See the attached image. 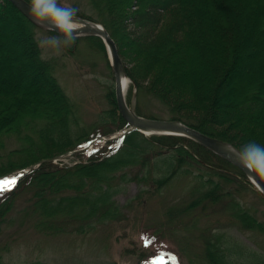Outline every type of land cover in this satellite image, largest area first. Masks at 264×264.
<instances>
[{"label": "trees", "instance_id": "obj_1", "mask_svg": "<svg viewBox=\"0 0 264 264\" xmlns=\"http://www.w3.org/2000/svg\"><path fill=\"white\" fill-rule=\"evenodd\" d=\"M26 1L31 3V0ZM91 1L104 14L101 23L115 41L120 57L131 65L125 67L131 79L128 104L131 93L135 91L139 101L148 97L170 106L177 112L172 120L182 121L208 136L232 144L238 150L250 141L264 145V81L255 90L250 87L241 98L230 102L228 97L231 96L223 93L233 69L245 56L241 51L246 43V32L245 24L241 22L247 12L242 5L230 0ZM131 6H136L135 11H129ZM249 15L253 18L251 29L261 28L260 31L264 32V0H259L257 9L252 8ZM245 18L248 20V17ZM2 19L11 20L18 26L31 60L30 66L43 79V86L37 81L34 83L37 77L28 81L25 87L0 86V149L4 147L7 136L22 132L35 139L38 137L40 142L36 146L26 144L27 140H31L26 137L20 149L8 153V158L16 154L33 156L30 161L12 167L14 171L72 150L75 144L71 142L70 127L75 120L73 104L56 77V64L53 60L42 58L35 38L37 30L54 36L59 33L39 27L9 0H0ZM81 40L106 51L100 37H77L75 43ZM146 77H151L147 84L144 83ZM109 95L113 96V107L105 114L123 127L126 122L118 111L114 90ZM136 113L142 115L137 108ZM102 150L91 153L87 162L71 168H58L51 162H44L26 176L27 180H23L20 186L32 184L37 197L35 207L48 217L62 210L75 211L85 216L82 218L91 220L101 209L99 221L111 219L118 212L117 208L111 207V203L120 189V183L134 179L149 180L151 188L159 191L170 184L173 177L188 173L184 168L191 161L228 183L236 180H230L221 171H235L244 184L253 187L238 167L184 137H146L135 131L127 134L112 151L100 153ZM35 152L41 154L34 158ZM155 166L161 169L154 173L162 172L164 175L149 179V168L152 167L153 171ZM134 171L139 173L128 177ZM198 178L201 184L208 183L211 187L199 193L197 186L198 196L188 207L174 212L173 218H181V211L185 213L194 207L205 210L210 205L228 202L224 196L230 193L225 192L221 183L212 179L204 182L201 176ZM117 179L119 184L115 182ZM86 186L92 190L82 191ZM65 190L76 193L72 196L57 194ZM17 193L0 195V218L10 211L13 201H8ZM239 198L241 200V195ZM239 204L236 199L231 202L232 208L236 209L232 216L244 228L264 232L261 222ZM225 239L223 242L219 235L209 239L205 248L208 264H264V254L239 244L227 235Z\"/></svg>", "mask_w": 264, "mask_h": 264}, {"label": "rangeland", "instance_id": "obj_2", "mask_svg": "<svg viewBox=\"0 0 264 264\" xmlns=\"http://www.w3.org/2000/svg\"><path fill=\"white\" fill-rule=\"evenodd\" d=\"M230 1L242 5L247 13L241 22L245 24L246 32V43L241 51L245 56L233 69L223 92L231 96L228 97L229 102L241 98L250 87L255 90L264 81V32L260 31L261 28L251 29L253 18L249 15L252 8L257 9L259 0ZM60 3L77 8L79 17L103 25L101 20L104 14L91 0H60ZM135 7L131 6L129 11H135ZM45 36L54 35L41 30L35 33L37 42ZM41 52L43 59L53 60L56 64L58 82L73 104L75 122L71 123L70 137L75 147L67 153L49 158L52 161L42 159L35 165L39 167L44 162H51L58 168H71L87 162L93 150L98 152L103 149L100 153L112 151L118 142L116 137L126 126L120 127L117 121H112L114 118L105 114L113 107V96L109 94L114 90L115 95V76L107 50L103 51L89 41L81 40L71 47H62L58 54L51 49H41ZM122 63L124 68L131 66L123 59ZM30 65L31 60L18 26L11 20H0V86L25 87L35 77L34 83L37 81L38 85L43 86L42 75L38 76L39 73L32 70ZM150 78L146 77L144 83L147 84ZM130 80L125 93L126 100ZM128 106L135 113L136 108L139 109L142 113L139 116L151 119L172 120L177 115L170 106L156 99L147 97L139 101L135 91L131 93ZM181 115L188 119L183 112ZM26 137L31 139L26 144H40L38 137L35 139L22 132L7 136L4 147L0 149V184L16 181L15 186L3 194L18 191L8 201H13L10 211L0 218V264H208L205 248L215 235L221 236L223 242L227 235L239 244L264 254V232L244 228L232 216L236 209L231 206V202L236 199L240 207L264 227V197L255 186L244 184L235 171H221L230 180H236L228 183L193 161L184 168L188 173L173 177L170 184L159 191L151 188L149 180L143 182L134 179L119 184L117 179L115 182L120 189L113 196L111 207L117 208L118 212L111 219L99 221L101 209L97 217L91 220L82 218L84 215L75 211L62 210L48 217L35 207L37 197L32 184L20 186L31 172L24 175L25 178L19 177V171L27 168L12 170V167L30 161L32 154L7 157L8 153L22 147ZM40 154L35 152L34 158ZM2 169L7 172L4 173ZM149 169V179L164 175L162 172L154 173L161 169L160 166L153 167V171L152 167ZM137 173L134 171L128 177H134ZM200 176L204 182L212 179L221 183L225 192L230 193L224 196V200L230 203L210 205L205 210L194 207L185 213L179 211L181 218H173L174 212L188 207L198 196L197 186L199 193L211 187L208 183L201 184ZM87 190L92 189L88 186L82 188V191ZM75 193L65 190L57 194L72 196ZM47 195L50 196V191Z\"/></svg>", "mask_w": 264, "mask_h": 264}, {"label": "water", "instance_id": "obj_3", "mask_svg": "<svg viewBox=\"0 0 264 264\" xmlns=\"http://www.w3.org/2000/svg\"><path fill=\"white\" fill-rule=\"evenodd\" d=\"M9 1L23 15H25L28 19H30L33 23H35L30 12L31 4L29 2H27L26 0H9ZM77 19L80 25L77 32V36H82V35L98 36L103 40L106 46L108 57L115 76V97H116L117 106L120 111V114L127 123V128L121 133V137H124L128 133L137 131L144 135H149V136L167 135V136H178V137H184L190 139L194 142L203 145L204 147H206L216 155L224 158L228 162L238 167L250 179L251 183L255 187H257V190L264 197V177L255 175L249 169L241 166L237 158L238 150L234 148L232 145L224 141H221L219 139L208 136L188 125H185L180 121L159 120V119H151L148 117H142L137 115L133 110H131L127 104L126 96L124 92L126 86L124 85L123 87V82L121 78V75L127 77V74L125 72V68L123 66L122 59L120 57L115 41L103 26L92 23L81 17H77ZM41 27L52 30V26L50 24H45ZM127 81L129 82L128 77H127ZM52 160L53 159H46L45 161H52ZM36 168H37L36 165H32L26 171L22 172V174L30 173Z\"/></svg>", "mask_w": 264, "mask_h": 264}, {"label": "clouds", "instance_id": "obj_4", "mask_svg": "<svg viewBox=\"0 0 264 264\" xmlns=\"http://www.w3.org/2000/svg\"><path fill=\"white\" fill-rule=\"evenodd\" d=\"M78 9L71 5H62L60 0H31L30 12L36 24H50L57 36H45L38 39L41 49H51L57 54L62 47H71L77 38L80 27ZM241 166L255 175L264 177V145L250 141L243 145L237 153Z\"/></svg>", "mask_w": 264, "mask_h": 264}, {"label": "snow or ice", "instance_id": "obj_5", "mask_svg": "<svg viewBox=\"0 0 264 264\" xmlns=\"http://www.w3.org/2000/svg\"><path fill=\"white\" fill-rule=\"evenodd\" d=\"M16 184V181H4L2 184H0V195L3 194L4 191L10 190L12 187H14Z\"/></svg>", "mask_w": 264, "mask_h": 264}, {"label": "bare ground", "instance_id": "obj_6", "mask_svg": "<svg viewBox=\"0 0 264 264\" xmlns=\"http://www.w3.org/2000/svg\"><path fill=\"white\" fill-rule=\"evenodd\" d=\"M121 78H122V82H123V87H124V85L126 86L125 91H124L126 93L129 82L127 81V77H124V75H121Z\"/></svg>", "mask_w": 264, "mask_h": 264}]
</instances>
